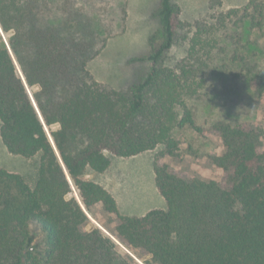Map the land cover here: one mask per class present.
Returning a JSON list of instances; mask_svg holds the SVG:
<instances>
[{"label":"trees","instance_id":"obj_1","mask_svg":"<svg viewBox=\"0 0 264 264\" xmlns=\"http://www.w3.org/2000/svg\"><path fill=\"white\" fill-rule=\"evenodd\" d=\"M39 1L0 0V137L11 154L40 158L33 187L0 169V264L136 262L122 246L142 264H264L262 130L230 118L197 125L193 112L215 74L218 33L228 19L236 29L245 22L263 29L264 0L230 9L216 24H197L192 35L174 0H160L148 53L131 61L148 69L124 89L98 82L88 69L110 30L68 5L66 16L51 20ZM179 41L188 42L186 55L169 66L166 56ZM236 60L245 64L235 52ZM253 82L264 99V64ZM182 130L219 138L223 150L209 158L222 182L166 164L165 156L178 154ZM155 148V184L165 209L121 215L110 192L85 178L87 170L106 171L110 156ZM97 205L115 217L113 229L92 215Z\"/></svg>","mask_w":264,"mask_h":264},{"label":"rangeland","instance_id":"obj_2","mask_svg":"<svg viewBox=\"0 0 264 264\" xmlns=\"http://www.w3.org/2000/svg\"><path fill=\"white\" fill-rule=\"evenodd\" d=\"M225 1L222 4L219 0H174V3L180 8L181 23L192 26L190 33L192 35L197 24H216L220 16L228 10L241 8L247 3L227 7ZM39 2L49 9L42 15L51 20L66 16L63 7L68 5L87 12L110 30L111 38L98 56L88 64L90 73L98 82L116 89H124L132 85L139 75L148 69L147 63L131 61L148 53V37L158 28V21L153 13L158 8L160 0ZM227 22V28L222 29L225 32L223 36H221L223 32L218 33L220 41L217 47H223L224 52L220 53L217 47L213 50L214 60L211 67L215 69V74L207 79L201 97L194 101L195 122L201 126H207L222 118L249 122L261 128L263 133L261 143L264 150V99L255 93L253 82L256 70L264 64V28L252 29L245 22L236 29L231 19ZM176 33L187 34L186 29L179 28ZM187 47L188 42H176L166 56V63L169 66L178 63L185 57ZM235 52L245 57V64L240 60L232 61ZM176 136L180 141L178 154L175 157L165 156L166 164L192 178L222 182L223 172L209 158L221 154L223 148L219 138L209 133L199 136L192 130H182ZM159 150L160 148H155L129 158L110 156V166L106 171L96 173L87 170L85 178L110 192L121 215L140 217L153 209H165L166 203L156 187L153 170V161ZM39 163V156L27 159L11 154L0 137V169L20 174L29 186L33 187ZM71 196L79 199L75 189ZM92 215L103 221L109 230L114 228L115 217L105 214L100 205L92 209ZM92 215L89 214L90 220L105 230ZM122 248L134 258L127 249L123 246ZM136 259V262L131 264H142Z\"/></svg>","mask_w":264,"mask_h":264},{"label":"crops","instance_id":"obj_3","mask_svg":"<svg viewBox=\"0 0 264 264\" xmlns=\"http://www.w3.org/2000/svg\"><path fill=\"white\" fill-rule=\"evenodd\" d=\"M208 1V0H207ZM222 2V4H224V0H219ZM247 2V0H229V1H225V4L227 5V7H237L240 5H244Z\"/></svg>","mask_w":264,"mask_h":264},{"label":"water","instance_id":"obj_4","mask_svg":"<svg viewBox=\"0 0 264 264\" xmlns=\"http://www.w3.org/2000/svg\"><path fill=\"white\" fill-rule=\"evenodd\" d=\"M79 200V199H78ZM79 203L81 204L80 200ZM82 205V204H81ZM83 207V206H82ZM84 209V208H83ZM103 230V229H102ZM106 234H108L110 237H112L108 232H106L105 230H103ZM113 238V237H112ZM135 258V257H134ZM136 259V258H135ZM137 260V259H136ZM138 261V260H137ZM139 262V261H138ZM140 263V262H139Z\"/></svg>","mask_w":264,"mask_h":264}]
</instances>
